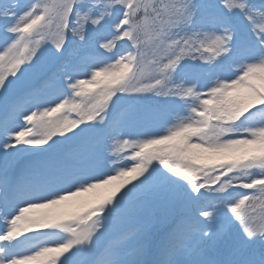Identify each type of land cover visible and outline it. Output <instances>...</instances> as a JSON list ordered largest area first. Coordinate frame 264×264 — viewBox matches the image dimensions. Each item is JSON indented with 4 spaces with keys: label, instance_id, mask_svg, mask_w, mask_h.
Instances as JSON below:
<instances>
[{
    "label": "snow or ice",
    "instance_id": "1",
    "mask_svg": "<svg viewBox=\"0 0 264 264\" xmlns=\"http://www.w3.org/2000/svg\"><path fill=\"white\" fill-rule=\"evenodd\" d=\"M0 264H264V0H0Z\"/></svg>",
    "mask_w": 264,
    "mask_h": 264
},
{
    "label": "rangeland",
    "instance_id": "2",
    "mask_svg": "<svg viewBox=\"0 0 264 264\" xmlns=\"http://www.w3.org/2000/svg\"><path fill=\"white\" fill-rule=\"evenodd\" d=\"M97 79L102 81L105 79V77L101 76V77H98ZM84 90H85V95L81 99L87 100L88 96L94 94L96 91L99 90V88L96 85H85ZM76 102L79 103L80 100H77ZM65 112H67L68 114L67 119L75 118L73 111L71 109V105L66 106L65 109H61V111L59 113H56L55 116L63 115ZM55 116L53 118H55ZM156 146L161 147L162 145H156ZM81 198L83 199L86 197H81ZM37 211H47V210H37Z\"/></svg>",
    "mask_w": 264,
    "mask_h": 264
},
{
    "label": "trees",
    "instance_id": "3",
    "mask_svg": "<svg viewBox=\"0 0 264 264\" xmlns=\"http://www.w3.org/2000/svg\"><path fill=\"white\" fill-rule=\"evenodd\" d=\"M98 91H99V90H98ZM98 91H96V92H98ZM96 92H95V93H96ZM95 93H94V94H95ZM161 147H163V146H161Z\"/></svg>",
    "mask_w": 264,
    "mask_h": 264
}]
</instances>
